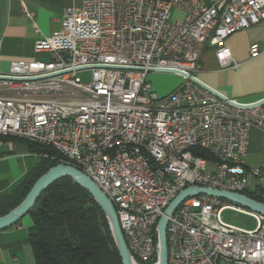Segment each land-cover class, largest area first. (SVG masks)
<instances>
[{
    "label": "built area",
    "instance_id": "1",
    "mask_svg": "<svg viewBox=\"0 0 264 264\" xmlns=\"http://www.w3.org/2000/svg\"><path fill=\"white\" fill-rule=\"evenodd\" d=\"M70 1L60 32L34 45L48 62L0 70V137L49 147L59 156L52 160L89 177L112 202L135 264H157L158 222L183 191L264 199V170L245 161L250 130L264 132V99L235 107L186 77L161 97L149 80L150 69L198 78L209 47L236 69L225 42L264 31V0ZM23 12L34 21L24 3ZM174 12L182 16L173 21ZM250 55H260L258 44ZM85 71L89 83L78 77ZM227 210L256 227L225 223ZM167 241L169 264H264V216L195 196L169 217Z\"/></svg>",
    "mask_w": 264,
    "mask_h": 264
},
{
    "label": "crops",
    "instance_id": "2",
    "mask_svg": "<svg viewBox=\"0 0 264 264\" xmlns=\"http://www.w3.org/2000/svg\"><path fill=\"white\" fill-rule=\"evenodd\" d=\"M35 13L32 21L23 12ZM70 0H0V70L7 72L16 61L48 62L45 54H37L34 45L44 37L60 32L64 10ZM36 27L39 32H36ZM243 49L231 50L238 67L224 68L216 58V48L209 47L203 54L198 79L239 103H255L264 99V31L253 27L239 33ZM236 35V34H235ZM258 44L260 55H250L252 44ZM163 74L149 76L155 91L162 97L169 95L182 84L180 76ZM248 168L264 170V132L250 130L249 147L245 157ZM41 162L31 148L15 140H0V195L10 192ZM33 221L26 216L18 225L0 232V264H36L28 240Z\"/></svg>",
    "mask_w": 264,
    "mask_h": 264
},
{
    "label": "trees",
    "instance_id": "3",
    "mask_svg": "<svg viewBox=\"0 0 264 264\" xmlns=\"http://www.w3.org/2000/svg\"><path fill=\"white\" fill-rule=\"evenodd\" d=\"M0 140L20 141L36 154L50 156L42 158L16 188L0 195V217H3L24 201L42 175L62 161L51 159L59 156L49 147L10 137ZM200 152V156L212 160L208 152ZM248 196L264 202L257 193ZM27 216L33 221L28 240L36 264H122L100 206L71 178H62L51 185Z\"/></svg>",
    "mask_w": 264,
    "mask_h": 264
},
{
    "label": "water",
    "instance_id": "4",
    "mask_svg": "<svg viewBox=\"0 0 264 264\" xmlns=\"http://www.w3.org/2000/svg\"><path fill=\"white\" fill-rule=\"evenodd\" d=\"M150 73H165L174 74L180 77H186L190 81L198 84L202 88L215 94L220 99L232 104L239 108H248L252 106H247L244 103H234L232 99L227 98L219 91L211 88L210 86L203 83L200 79L195 78L191 75H187L183 72L171 69H150ZM262 100L259 104H263ZM256 106V105H255ZM69 177L75 183L84 188L94 199V201L100 206L102 212L104 213L112 233L114 244L116 246L117 252L120 256L122 264H135L133 262L132 256L127 248L124 235L122 233L119 218L112 202L107 198V196L95 185V183L86 175H84L77 168L59 164L44 175H42L34 184L24 201L12 210L9 214L0 217V232L10 229L18 225L34 208L38 199L41 197L42 193L45 192L51 185L62 178ZM208 195L215 198L224 200L227 203L233 204L234 206L243 208L252 213L264 216V202L255 200L247 195L236 194L231 192L207 189V188H189L179 194L176 199L171 203V205L166 209L164 215L158 222V262L157 264H169L168 263V241H167V226L169 217L184 203L187 199L200 196Z\"/></svg>",
    "mask_w": 264,
    "mask_h": 264
},
{
    "label": "rangeland",
    "instance_id": "5",
    "mask_svg": "<svg viewBox=\"0 0 264 264\" xmlns=\"http://www.w3.org/2000/svg\"><path fill=\"white\" fill-rule=\"evenodd\" d=\"M181 16H182V13L174 12L173 13V21L176 20L177 18L181 17ZM240 37L241 36L237 33H236V35L235 34L232 35L225 42V46L229 45L231 47V50L234 51L233 53H235L236 51H239L240 49H243L244 45L241 44V41L239 40ZM90 74H91L90 71H85V72L78 74V77L82 80V82L89 83L90 82ZM163 74H165V73H150L149 76L150 75H151V77L153 75L161 76ZM170 76H174V74H172ZM181 79L183 80L182 77H181ZM183 82H184V80H183ZM222 220L227 224H230V225L235 226V227L243 228V229L252 230L256 227V223L252 218H250L246 215H243L241 213L231 211V210H227L223 213ZM106 221H107V219H106ZM107 223H108V221H107ZM108 227L110 229L109 223H108ZM110 232H111V230H110ZM111 235H112V233H111Z\"/></svg>",
    "mask_w": 264,
    "mask_h": 264
},
{
    "label": "bare ground",
    "instance_id": "6",
    "mask_svg": "<svg viewBox=\"0 0 264 264\" xmlns=\"http://www.w3.org/2000/svg\"><path fill=\"white\" fill-rule=\"evenodd\" d=\"M184 83V82H183Z\"/></svg>",
    "mask_w": 264,
    "mask_h": 264
}]
</instances>
